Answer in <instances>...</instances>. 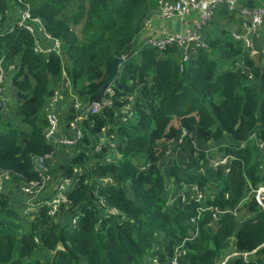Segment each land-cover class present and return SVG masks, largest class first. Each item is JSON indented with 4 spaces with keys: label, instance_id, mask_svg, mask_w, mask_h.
<instances>
[{
    "label": "trees",
    "instance_id": "16d2710c",
    "mask_svg": "<svg viewBox=\"0 0 264 264\" xmlns=\"http://www.w3.org/2000/svg\"><path fill=\"white\" fill-rule=\"evenodd\" d=\"M156 1L0 0V24L16 3L61 43L60 56L45 55L34 52V38L23 28L9 32L6 26L0 34L4 70L15 67L11 86L19 105L13 117L22 125L0 131V171L14 185L40 181L34 158L55 151L45 139L43 112L63 73L88 103L101 101L108 87L113 91L111 106L82 121L78 154L57 168L64 179L77 176L61 208L68 222H52L44 206L24 223L14 199L0 194V264H168L178 251L179 264H264V210L254 199L264 186L261 54L253 56L227 31L185 61L172 46L139 49ZM115 57L123 60L99 94ZM218 64L225 69L216 73ZM126 106L131 116L123 120L118 111ZM105 129L116 140L117 158L107 156L108 146L93 148ZM225 136L230 141L221 143ZM211 142L219 156L228 157L214 169L216 183L207 175L211 160L195 147ZM172 146L171 153L181 148L188 157L168 166L167 189L159 163ZM188 187L201 192V202L192 193L185 203L177 198L169 205L170 193ZM202 206L224 213L213 221L209 211L202 212L195 222L199 233L190 241L189 221ZM39 246L49 260L32 261Z\"/></svg>",
    "mask_w": 264,
    "mask_h": 264
},
{
    "label": "built area",
    "instance_id": "2783aa9c",
    "mask_svg": "<svg viewBox=\"0 0 264 264\" xmlns=\"http://www.w3.org/2000/svg\"><path fill=\"white\" fill-rule=\"evenodd\" d=\"M18 3V1H17ZM18 9L17 15L12 21L8 31H12L16 27L23 28L27 30L34 38L33 50L36 53H41L48 55L49 53H55L58 56L61 55V43L59 40L51 38L45 32L44 26L38 18L31 16L28 7H21L14 3ZM155 12L157 17L165 21H173L175 19H180L184 26L181 27L180 31H172L169 33H162L158 37H149L145 39L140 45L139 49L145 47H151L157 51H162L167 47H174L180 54L181 61H185L190 54L194 53L196 50L204 49L208 50L209 45L207 43H202L201 32L204 28L209 25L212 21L216 8L219 5H225L230 10L237 9L242 16L241 21V32H232L230 35L235 41H241L245 49L250 50L251 54L256 52L253 37L261 35L264 33V8H248L240 4V0H157L155 4ZM11 6V5H10ZM9 8L7 10L6 16L9 14ZM193 12H196V18L188 26L185 19ZM2 14L0 13V22L2 21ZM147 23V22H145ZM145 26V25H144ZM5 64L0 61V89L8 73H12L15 69L14 66L7 67L4 70ZM66 83L70 85L68 79L63 73V81L61 85ZM60 85V86H61ZM71 87H69V90ZM58 91H55L54 95L49 99L44 108V118L47 122V128L45 130V139L52 145H55V133L58 128V118L54 112L53 105L56 102V96ZM113 91L110 87L105 92V97L99 102H89L85 110L80 109V104L75 102L72 108V119L69 121V128L73 136L70 140L64 141V144L75 145L79 143L83 137L81 123L83 120L87 119L89 115L98 114L103 108L111 106L110 98ZM54 97V100H53ZM125 120V119H124ZM106 130V129H105ZM104 132V131H103ZM108 143H99L94 145L95 152H99L105 145L110 147H115L114 137H105ZM261 152V165L264 166V143L258 144ZM54 155V151L51 154L45 155L43 157L34 158L35 170L38 172L40 181L29 182L27 184H21V191L26 197L35 196L38 194L39 190L43 187V184L47 182L50 178L49 169L47 162L51 160ZM119 158V157H118ZM228 157L222 156L214 162L213 169L218 166H225L227 164ZM7 181H12L11 175L7 172L0 171V194L3 191L4 183ZM70 182V181H69ZM13 183V182H12ZM65 183L58 184L56 194L44 203L47 207V214L50 217H55L61 212V208L66 204V195L68 191L65 189ZM188 193L186 195H177L183 203L187 201L189 195L194 193L195 201L201 202L202 195L201 192L196 187H188ZM183 190V189H182ZM181 190V191H182ZM254 199L259 206L264 210V186L254 191ZM209 211L211 213V218L213 221H217L224 211H220L210 206H202L197 211V216L192 218L189 223L192 229V234L188 237V240H193L197 237L199 231L196 227V221L199 219L202 212ZM235 210L232 215L235 216ZM75 224V221H72ZM183 243L178 247L182 246ZM180 252L178 251L172 260L168 264H179L178 257ZM234 254L233 256H235ZM247 254H244L245 257ZM154 261V260H153Z\"/></svg>",
    "mask_w": 264,
    "mask_h": 264
},
{
    "label": "crops",
    "instance_id": "0c3cea01",
    "mask_svg": "<svg viewBox=\"0 0 264 264\" xmlns=\"http://www.w3.org/2000/svg\"><path fill=\"white\" fill-rule=\"evenodd\" d=\"M244 2V3H243ZM252 2V7H248V3ZM246 3V4H245ZM156 4V3H155ZM154 4V5H155ZM240 4L248 7V8H255L253 1H245V0H240ZM153 5L151 11L149 12V16L146 19L144 28L142 29V32L140 33L138 37V44H141L145 39L149 37H158L162 33H169L171 31V22L170 21H165L157 17V14L155 12V6ZM10 12L9 14L5 17L6 19L0 24V34L5 30L7 26V31L14 20V18L17 15L18 9L14 3H11L10 6ZM262 8V7H259ZM196 18V12L191 13L186 19L185 22L189 26L190 23ZM241 21H242V16L240 15L239 11L237 9L235 10H230L228 9L225 5H219L216 8L214 17L212 21L207 25L204 30L200 33L201 34V40L202 43H207L209 45V41L214 38V37H219L223 32L227 31L229 34L232 32L239 33L241 32ZM253 44L255 47L256 52H264V33L258 36L253 37ZM259 55V53H257ZM264 60V58H263ZM262 59H258L260 64H264V61ZM13 73H8L5 77V80L1 86L0 89V95L3 93L4 88L6 86H9L13 89L14 92V97L16 100V105L12 108L14 111L19 105V101L17 100L16 96V90L11 86V78H12ZM70 85H66L64 83L63 85L59 86L55 91H58L57 96H56V102L53 105L54 112L57 115L58 118V128L55 133V151L54 155L51 158V160L48 161L47 166L49 171H52V174H50V178L47 182L43 184V187L39 190L37 195L41 199L38 204H34L32 206L30 203H26V201H31L35 200V197L37 195L29 196L26 197L23 192L21 191V185H14L12 181H7L4 183L3 186V191L1 193L6 194L11 196V198L16 199V201L22 200L23 198L26 200L25 203H19L17 202L14 207L16 210L20 212L21 218L24 220H30L31 216L35 212H39L42 207H44V203H46L50 198H52L56 192H57V186L58 184L65 183L68 185L66 187V191H70L72 189L73 184L77 178L75 176L73 179H64L62 177V173L58 172L60 169V165L64 163L66 160L71 158L72 156L78 154V143L75 145H68L64 144V141L70 140L73 136L72 132L70 131L69 128V121L70 117L72 116V108L73 104L75 102H78L80 104V109L85 110L88 106V99L87 97L80 98L78 97L73 90H69ZM139 87V85H137ZM54 100V97H53ZM49 100L46 102L48 103ZM4 109V104L3 101L0 98V113L3 112ZM8 111H6V116H7ZM126 120V118H125ZM113 135H108L107 130L102 132L98 137H95V145L96 144H103V143H108L105 137H110ZM98 138V139H97ZM97 140V142H96ZM114 145L116 144V140H114ZM204 144H210V143H204ZM199 146L203 145V143H198ZM108 146V145H105ZM197 144L195 145V147ZM108 153L107 156L110 159L117 158V153L115 151V147H110L108 146ZM207 151V148H205ZM221 156L214 155L211 158L212 163H214L216 160H218ZM58 168V169H57ZM70 181V182H69ZM184 189V188H183ZM176 195V194H175ZM56 217V216H55ZM55 217H52L55 218ZM72 223V222H71ZM76 223V222H75ZM73 225V224H72ZM75 225V224H74Z\"/></svg>",
    "mask_w": 264,
    "mask_h": 264
},
{
    "label": "rangeland",
    "instance_id": "374dc122",
    "mask_svg": "<svg viewBox=\"0 0 264 264\" xmlns=\"http://www.w3.org/2000/svg\"><path fill=\"white\" fill-rule=\"evenodd\" d=\"M245 1H253L255 8H259V7L264 8V0H245ZM146 24H148V22ZM222 35H223V33L220 36H222ZM257 53L261 54V58L259 57L258 59H262L263 60L264 52H261V53L260 52H255L252 55L256 57L258 55ZM218 68H219V70L216 73L220 72L221 70L223 71L225 69V65L224 64H220L218 66ZM134 96H136V92L134 93ZM134 96H132V97H134ZM0 98L3 101V104H4L3 112L0 113V131H3L5 129H7V127L22 128V125L20 123L17 124L16 120H18V119L17 118L15 119L13 117L14 110L12 108L16 105V100H15V97H14L13 89L11 87H9V86H6L4 88L3 93L0 95ZM6 111H8L7 116L5 115ZM118 114L121 116V119H123V120L125 118L128 119V117L131 116V106H126L125 108L120 109L118 111ZM229 141H230L229 137L225 136L221 143H227ZM196 147L198 149H200V150H204V152L207 154V156H206L207 158H211L212 156H210V154H213V153H215L214 155L217 154L216 152H217L218 144L211 142L210 144H203V145L199 146L198 143H197ZM205 148H207V151H206ZM172 149H173V146L169 149V153L172 152ZM179 156H181V157H179ZM178 157L181 160L186 161V159L188 157V153L186 151L183 152L181 150V148L180 149L177 148L176 150H174L173 153H171V154L165 156L164 158H162V160L159 163L160 170H161L162 174L164 175L165 180L167 182V189L170 187V179L167 176L168 166H170L171 162L174 159H178ZM207 161H208V159H207ZM138 163L140 164V162H138ZM212 165L214 166V163H211V166ZM208 166H209V163H208ZM211 166H209V167H211ZM209 167H208V170H207V175H208L209 179L212 182L216 183L217 180L214 177L215 170L214 169H209ZM66 187H68V185H65V188ZM187 193H188V189L187 188H184L182 191L178 192L177 194L173 191L172 193H170L168 195V200L170 201L169 205L172 204V200H173V202L176 201V197H177L178 194L179 195H181V194L186 195ZM38 196H40V195H37V197H35V200L26 201L23 198L22 200L16 201V199H14V202H11V203H13V205H14L17 202H19V203L24 202L25 203V201H26V203H30L31 202L30 204L32 206H34V204H38V202L41 201V199H37V198H39ZM49 200H51V198ZM19 214H20V212H19ZM68 221L69 220L66 218V214L63 213V212H59V214L55 218H53V220H52V222H57V223H60L61 225H64ZM185 221H187V220H185ZM24 223H28V220H24ZM71 225H72V223H71ZM36 241L39 242V239L36 238ZM151 256H152V253L148 252L145 259L148 260L149 258H151ZM50 258H51L50 253H48L45 249H43L41 246H39V249H38L37 253L34 254L32 261L40 260L41 262H45V261L49 260Z\"/></svg>",
    "mask_w": 264,
    "mask_h": 264
},
{
    "label": "water",
    "instance_id": "95a60500",
    "mask_svg": "<svg viewBox=\"0 0 264 264\" xmlns=\"http://www.w3.org/2000/svg\"><path fill=\"white\" fill-rule=\"evenodd\" d=\"M184 24L180 19H175L173 21H171V31H180L181 27H183ZM122 58L121 57H115L112 65H111V69H110V74L107 77L104 85L101 87L99 94H101L104 89L107 87V85L112 83L113 78L115 77L116 74V70H117V66L122 62Z\"/></svg>",
    "mask_w": 264,
    "mask_h": 264
}]
</instances>
